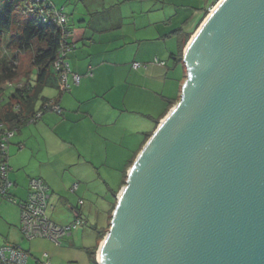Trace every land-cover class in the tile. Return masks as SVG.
<instances>
[{
  "label": "water",
  "instance_id": "1",
  "mask_svg": "<svg viewBox=\"0 0 264 264\" xmlns=\"http://www.w3.org/2000/svg\"><path fill=\"white\" fill-rule=\"evenodd\" d=\"M183 62L181 98L128 171L100 264H264V0H219Z\"/></svg>",
  "mask_w": 264,
  "mask_h": 264
},
{
  "label": "crops",
  "instance_id": "2",
  "mask_svg": "<svg viewBox=\"0 0 264 264\" xmlns=\"http://www.w3.org/2000/svg\"><path fill=\"white\" fill-rule=\"evenodd\" d=\"M49 1L69 17L73 31L67 57L70 89L54 87L36 104L38 110L44 101H55L61 113L49 110L16 128L8 151L10 192L25 201L31 179L44 180L50 220L65 226L80 217L83 225L92 226L98 247L132 163L181 98L187 79L184 51L218 1ZM135 63L141 67L134 68ZM73 74L81 76L79 84ZM17 88L4 90L0 108ZM87 238L92 234L79 230L58 245L29 240L21 232L20 208L0 201V248L21 247L30 254V264L45 255L52 264L75 262L77 251L88 255L95 248L86 247Z\"/></svg>",
  "mask_w": 264,
  "mask_h": 264
},
{
  "label": "built area",
  "instance_id": "3",
  "mask_svg": "<svg viewBox=\"0 0 264 264\" xmlns=\"http://www.w3.org/2000/svg\"><path fill=\"white\" fill-rule=\"evenodd\" d=\"M212 10H210L211 12ZM29 14L35 18L39 24H54L63 33L62 45L59 49L53 69L60 78V86L63 90H69L68 75L72 74L67 57L71 51L70 38L72 30H69V17L63 10L56 9L49 0H30ZM141 67L140 63H135L134 68ZM75 84H79L81 76L73 74ZM4 102L3 96L0 98V105ZM55 110L61 113L60 107L54 101L47 102L29 120L33 123L40 119L46 111ZM18 111V110H16ZM16 129H10L3 122H0V201L6 200L17 205L21 210V232L29 240L49 239L59 244L60 240L69 236L73 230L83 225V220L78 217L71 224L60 226L52 222L48 216L49 209V187L44 180L33 178L29 184L28 198L25 201H18L11 195L13 183L9 180L10 167L8 164V151L11 138L15 135ZM76 188V186H75ZM74 188V189H75ZM83 204V201H80ZM45 255V259L36 264H52ZM30 254L14 245H5L0 248V264H30ZM96 264H100L98 257Z\"/></svg>",
  "mask_w": 264,
  "mask_h": 264
},
{
  "label": "trees",
  "instance_id": "4",
  "mask_svg": "<svg viewBox=\"0 0 264 264\" xmlns=\"http://www.w3.org/2000/svg\"><path fill=\"white\" fill-rule=\"evenodd\" d=\"M29 8L30 0H0V57L2 55L1 44L4 42L5 36L8 33V36L12 35V28L15 23L18 22L19 16L24 17V20H22L23 27L21 33H19L17 39L16 37L13 39L11 36L12 41H15V39L18 41V51L25 53L31 51L36 42L39 44L34 60V65L37 70V80H33L34 82L29 80L25 81L24 85L21 88H17L12 96L8 98L6 105L0 108V122L3 121L5 125L8 124L10 129H16L18 126L29 123V120L33 118L47 102H50L44 101L45 103L41 108L38 110L36 109V104L40 100L42 89L45 86L51 85L61 88L59 84L60 78L54 71L53 66L62 45L63 33L61 29L54 24H39L35 18L30 16ZM69 30L71 29L69 28ZM72 35L70 38V47L73 48ZM190 37H188L186 42L181 46V57L183 56V50ZM3 58L5 60V57ZM2 74L3 76H0V81L13 79L15 76L12 68L7 65H4L2 68ZM56 105L58 104L56 103ZM109 228L110 224L101 233L100 241L104 239ZM97 250L98 247H95L93 250L88 251L92 264H96Z\"/></svg>",
  "mask_w": 264,
  "mask_h": 264
},
{
  "label": "rangeland",
  "instance_id": "5",
  "mask_svg": "<svg viewBox=\"0 0 264 264\" xmlns=\"http://www.w3.org/2000/svg\"><path fill=\"white\" fill-rule=\"evenodd\" d=\"M212 10H213V8H212ZM209 13L210 12H208V14ZM22 20H24V17L19 16L18 22H16L12 28V31H11L12 35L8 36L9 35V33H8L5 36L4 42L1 44V50H2L1 54L2 55L0 57V76H3L2 68L4 67V65L11 67L12 71L15 73V76L11 80L9 79L8 81L7 80L0 81V91H1L0 92V98H2V93H4V90L7 89L8 87L10 88V86H12V85L22 87L24 85L25 81L35 80L36 75H37V70H36V66L34 65V60H35V56H36L39 44L36 42L33 45V49L31 51H28V52L24 53L22 51L21 52L18 51L19 45H18V41L16 39H17L19 33H21V29L23 27ZM11 36L13 39L16 37L15 41H12ZM3 57H5L6 61L4 60ZM54 92H55V88L53 86H51V85L45 86L43 89V92H42V97H48L49 94L54 93ZM5 95L6 94L4 93L3 94V97H4L3 100L6 99ZM96 212L97 211L95 210L94 213L96 214ZM103 229H105V227ZM79 230L81 233L84 230H87V232L90 233V235L92 234V238H87L85 243H86V247H88L89 245H91V247H95L96 236H95V231H93V229H92V226L81 225L78 228H76L75 230H73L71 232V234L75 237L77 231H79ZM63 238L60 240V242L63 241ZM100 245L101 244H99V246H98V250H99ZM98 250H97V252H98ZM73 255L78 256L80 259H78L77 261L72 262V263L67 262V264H90L89 256L83 250L77 251L76 254H73ZM96 258H97V255H96Z\"/></svg>",
  "mask_w": 264,
  "mask_h": 264
},
{
  "label": "bare ground",
  "instance_id": "6",
  "mask_svg": "<svg viewBox=\"0 0 264 264\" xmlns=\"http://www.w3.org/2000/svg\"><path fill=\"white\" fill-rule=\"evenodd\" d=\"M99 256H100V254H99Z\"/></svg>",
  "mask_w": 264,
  "mask_h": 264
}]
</instances>
